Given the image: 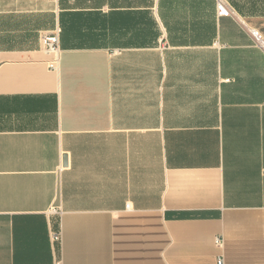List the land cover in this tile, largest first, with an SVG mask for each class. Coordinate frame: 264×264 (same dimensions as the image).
Returning <instances> with one entry per match:
<instances>
[{
  "label": "crops",
  "instance_id": "crops-1",
  "mask_svg": "<svg viewBox=\"0 0 264 264\" xmlns=\"http://www.w3.org/2000/svg\"><path fill=\"white\" fill-rule=\"evenodd\" d=\"M223 1L0 0V264H264V0Z\"/></svg>",
  "mask_w": 264,
  "mask_h": 264
},
{
  "label": "built area",
  "instance_id": "built-area-1",
  "mask_svg": "<svg viewBox=\"0 0 264 264\" xmlns=\"http://www.w3.org/2000/svg\"><path fill=\"white\" fill-rule=\"evenodd\" d=\"M218 13L220 15H229L230 10L226 3L223 0H218L217 4ZM250 35L253 39L254 44L264 50V36L256 29H249ZM43 45L45 50L47 51H57L58 50V34L57 32L54 33H47L43 35ZM54 239H58L59 236L54 234ZM217 243H220L219 238L216 239ZM55 264H63L61 260H57Z\"/></svg>",
  "mask_w": 264,
  "mask_h": 264
}]
</instances>
